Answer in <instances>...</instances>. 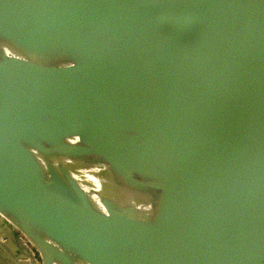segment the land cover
I'll return each mask as SVG.
<instances>
[{
    "label": "water",
    "instance_id": "water-1",
    "mask_svg": "<svg viewBox=\"0 0 264 264\" xmlns=\"http://www.w3.org/2000/svg\"><path fill=\"white\" fill-rule=\"evenodd\" d=\"M0 217L41 264H264V0H0Z\"/></svg>",
    "mask_w": 264,
    "mask_h": 264
},
{
    "label": "crops",
    "instance_id": "crops-1",
    "mask_svg": "<svg viewBox=\"0 0 264 264\" xmlns=\"http://www.w3.org/2000/svg\"><path fill=\"white\" fill-rule=\"evenodd\" d=\"M0 263L30 264L26 251L18 239L17 231L0 217Z\"/></svg>",
    "mask_w": 264,
    "mask_h": 264
},
{
    "label": "built area",
    "instance_id": "built-area-1",
    "mask_svg": "<svg viewBox=\"0 0 264 264\" xmlns=\"http://www.w3.org/2000/svg\"><path fill=\"white\" fill-rule=\"evenodd\" d=\"M10 227H11V225H10ZM11 228L14 229L13 227H11ZM17 234H18V239L20 240L21 245L23 246L24 250L26 251V256L29 259L30 264H41V258H40L39 253L37 252V250L26 239V237L24 235L20 234L18 231H17Z\"/></svg>",
    "mask_w": 264,
    "mask_h": 264
}]
</instances>
